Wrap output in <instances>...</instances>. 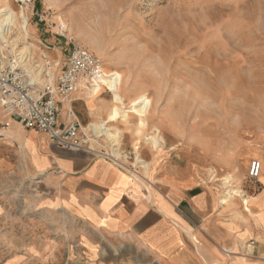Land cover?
Masks as SVG:
<instances>
[{
	"label": "rangeland",
	"instance_id": "1",
	"mask_svg": "<svg viewBox=\"0 0 264 264\" xmlns=\"http://www.w3.org/2000/svg\"><path fill=\"white\" fill-rule=\"evenodd\" d=\"M7 6L18 15L28 13L33 45L24 49L23 40L13 45L12 33L0 35V46L7 38L29 52L26 68L44 62L46 53L52 71L59 72L73 38L97 54L107 74H121L127 106L142 95L150 99L144 117L131 112L108 122L129 156L124 160L113 154L110 138L92 128L118 104L112 91L102 87L95 98L86 94L87 103L76 105L83 145L145 177H152L157 166L162 172L191 163L207 166L216 176L217 154L233 148L240 156V182L233 189L246 190L255 180L249 175L252 160L248 164L245 158L264 148V0H0V10ZM74 112L70 105L61 114L76 119ZM153 137L162 142L158 148ZM136 145L152 164L149 176L137 165ZM18 186L15 214L0 225V264H76L60 254L45 255V261L28 256L25 201ZM10 221L15 228L7 225Z\"/></svg>",
	"mask_w": 264,
	"mask_h": 264
},
{
	"label": "crops",
	"instance_id": "2",
	"mask_svg": "<svg viewBox=\"0 0 264 264\" xmlns=\"http://www.w3.org/2000/svg\"><path fill=\"white\" fill-rule=\"evenodd\" d=\"M87 91L63 105L76 119L62 113L60 122L83 125L76 105ZM253 150L245 160L261 161V174L237 189L248 204L238 196L223 203L225 180L231 191L240 182L233 148L215 158L221 177L196 163L162 172L157 166L145 177L88 146H58L0 105V225L15 214L18 184L25 251L40 261L54 253L76 264H264V148Z\"/></svg>",
	"mask_w": 264,
	"mask_h": 264
},
{
	"label": "built area",
	"instance_id": "3",
	"mask_svg": "<svg viewBox=\"0 0 264 264\" xmlns=\"http://www.w3.org/2000/svg\"><path fill=\"white\" fill-rule=\"evenodd\" d=\"M70 41L73 45L68 60L54 73L46 53L41 54L44 62L36 61L33 68H26L27 59L7 38L1 39L0 105L8 117L28 129L47 133L56 145L78 148L86 142L81 136L82 125L77 120L60 122L63 105L71 103L72 94L81 88L110 90L107 81L112 76L93 50L73 38ZM261 170V161L253 160L249 175L257 178Z\"/></svg>",
	"mask_w": 264,
	"mask_h": 264
},
{
	"label": "bare ground",
	"instance_id": "4",
	"mask_svg": "<svg viewBox=\"0 0 264 264\" xmlns=\"http://www.w3.org/2000/svg\"><path fill=\"white\" fill-rule=\"evenodd\" d=\"M0 14H1V19H0L1 37L12 33L16 34V38H14L11 41L13 45L17 44L18 40H23L24 43L26 44L24 49H29L33 44L30 43V40L28 39V37H30L31 35L28 13L25 10H22L20 15H18L9 6H7L6 8L0 10ZM26 40H29V42H25ZM20 54H22L23 58L25 59H27L28 56L31 58V54L29 52H23L21 51V49H20ZM109 75H111L112 77L109 82L107 81V83L108 86L110 87V90L112 91L113 101H115L118 104L114 105L107 120H104L99 124H93L92 128L96 133L100 135L106 134L111 140L113 154L118 158H123L124 160H126L128 159L129 156L122 150V146H120V140L116 134H113L111 132V128L108 126V122L119 118L123 120L131 112H136L140 116L144 117L151 107V101L145 95H142L131 100L130 104H128L127 106L126 99L124 98L121 91V86H122L121 74L114 71ZM100 90L101 89L89 90L87 94L88 96L95 98L96 96H98ZM152 141L156 148H158L162 144L160 139L157 137H153ZM139 148L140 146L137 145L135 146L137 165L140 166V168L142 169V171L145 173L146 176H149V173L151 172L152 164L142 158L139 152ZM228 179L225 180L227 183H229ZM230 191L231 188H228V194L222 198L223 203H226L231 199L235 198L236 195H239L242 198V201L248 204L249 200L244 196L243 193L239 192L236 189H233L232 192Z\"/></svg>",
	"mask_w": 264,
	"mask_h": 264
}]
</instances>
